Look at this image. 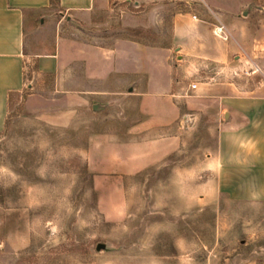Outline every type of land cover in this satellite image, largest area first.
Wrapping results in <instances>:
<instances>
[{
	"label": "rangeland",
	"instance_id": "obj_1",
	"mask_svg": "<svg viewBox=\"0 0 264 264\" xmlns=\"http://www.w3.org/2000/svg\"><path fill=\"white\" fill-rule=\"evenodd\" d=\"M175 13L213 18L212 35L234 41L218 19L227 16L242 59L187 72L170 69L174 50L165 51L168 65L156 70L175 78L170 91L233 79L240 95L253 96L264 83V0L128 1L64 15L59 35L80 47L121 38L167 47ZM69 60L61 85L57 71L39 74L30 60L26 76L41 99L27 101L25 86L9 103L0 132V264H264V180L252 164L214 159L222 139H250L264 130L251 121L264 118L220 130L214 103L193 90L157 92L139 74L120 73L97 85Z\"/></svg>",
	"mask_w": 264,
	"mask_h": 264
},
{
	"label": "crops",
	"instance_id": "obj_2",
	"mask_svg": "<svg viewBox=\"0 0 264 264\" xmlns=\"http://www.w3.org/2000/svg\"><path fill=\"white\" fill-rule=\"evenodd\" d=\"M128 1H133L135 5H150L163 0H0V132L5 127L11 99L13 96L17 98L25 86L31 88L26 94L27 101L41 99L42 94L32 89L36 84L33 76H26L27 65L32 59L39 74L57 71V85L67 83L62 79L61 71L65 59H70L71 62L75 61L77 67L80 64L86 66L93 84H104L107 77L113 83L111 78L119 73L129 76L139 74L143 77L141 83L162 87L157 88V92H169V86L172 88L176 84L171 74L157 72L168 65L166 59L170 55L165 51L174 50L175 62L169 63L170 69L176 67L187 72L200 64L208 67H214L215 64L222 69L225 66L217 62H227L231 55L234 61L242 59L236 46L238 37L229 29L228 22L231 19L224 15H218V19L224 32H230L234 41L212 35V24L218 26L213 23V18L181 16L180 13L172 17L173 40L167 47L137 44L129 38L118 39L109 46L91 43L80 47L59 35L64 15L67 19L71 17L70 13L86 17ZM215 42L219 45H213ZM84 81L82 75L76 78L77 84L83 85ZM189 89L195 92L192 95L196 100L214 103V115L220 130L238 125L243 117L264 118V108H247L249 103L253 107L264 105V83L258 86L257 92L251 97L240 95L237 82L233 79L198 81L194 88L186 84L170 92L184 95ZM73 90L84 91L83 88ZM259 120L251 122L263 127L264 120ZM216 149L218 153H211L206 159H211L215 154L214 159L235 163L239 168L252 164L258 178L264 180V130L255 133L250 139L247 136L243 141L237 139L230 144L222 139ZM231 150L233 152L229 153Z\"/></svg>",
	"mask_w": 264,
	"mask_h": 264
},
{
	"label": "water",
	"instance_id": "obj_3",
	"mask_svg": "<svg viewBox=\"0 0 264 264\" xmlns=\"http://www.w3.org/2000/svg\"><path fill=\"white\" fill-rule=\"evenodd\" d=\"M104 247H105V243L104 242H97L96 249H100V248H104Z\"/></svg>",
	"mask_w": 264,
	"mask_h": 264
},
{
	"label": "built area",
	"instance_id": "obj_4",
	"mask_svg": "<svg viewBox=\"0 0 264 264\" xmlns=\"http://www.w3.org/2000/svg\"><path fill=\"white\" fill-rule=\"evenodd\" d=\"M219 28H220V27H219ZM220 29H221V28H220ZM190 86L194 88V87L196 86V82H191V83H190Z\"/></svg>",
	"mask_w": 264,
	"mask_h": 264
}]
</instances>
